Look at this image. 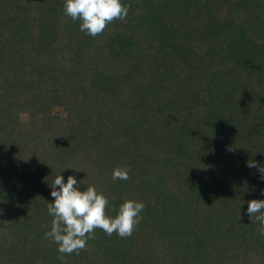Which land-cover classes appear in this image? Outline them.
Masks as SVG:
<instances>
[{
	"label": "trees",
	"instance_id": "1",
	"mask_svg": "<svg viewBox=\"0 0 264 264\" xmlns=\"http://www.w3.org/2000/svg\"><path fill=\"white\" fill-rule=\"evenodd\" d=\"M64 2L0 0V264H61L58 174L109 216L146 205L131 236L97 229L66 264H264L247 214L264 199L247 167L264 166V0H122L95 38Z\"/></svg>",
	"mask_w": 264,
	"mask_h": 264
},
{
	"label": "clouds",
	"instance_id": "2",
	"mask_svg": "<svg viewBox=\"0 0 264 264\" xmlns=\"http://www.w3.org/2000/svg\"><path fill=\"white\" fill-rule=\"evenodd\" d=\"M129 8L122 0H65L63 5L64 14L73 21H81L79 30L93 38L102 35L114 21H126ZM227 150L234 151V147L230 146ZM247 167L258 168L260 178L264 180V166L249 160ZM129 171L126 167L114 168L112 180H129ZM50 186L54 201L47 204V212L52 219L45 238L58 246L61 264H66V255H79L82 250H86L88 241L96 238L97 229L107 236L116 234L127 238L143 218L141 213L146 205L143 201L132 199H126L120 204L114 217L109 216L108 197L94 185L81 190L80 182L74 175H68L65 182L63 176L58 174ZM247 204V214L253 223L259 225L258 234L264 236V199H252Z\"/></svg>",
	"mask_w": 264,
	"mask_h": 264
}]
</instances>
